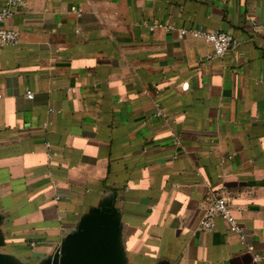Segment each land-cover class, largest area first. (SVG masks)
Returning <instances> with one entry per match:
<instances>
[{
    "label": "crops",
    "instance_id": "1",
    "mask_svg": "<svg viewBox=\"0 0 264 264\" xmlns=\"http://www.w3.org/2000/svg\"><path fill=\"white\" fill-rule=\"evenodd\" d=\"M5 26L3 251L38 264L113 200L132 264H264V0H18ZM220 194L241 234L201 229Z\"/></svg>",
    "mask_w": 264,
    "mask_h": 264
},
{
    "label": "water",
    "instance_id": "2",
    "mask_svg": "<svg viewBox=\"0 0 264 264\" xmlns=\"http://www.w3.org/2000/svg\"><path fill=\"white\" fill-rule=\"evenodd\" d=\"M3 219L0 213V264H26L19 257L3 251L2 247L7 243L1 228ZM121 220L122 213L113 200L102 202L85 213L55 252L38 264H132L123 244Z\"/></svg>",
    "mask_w": 264,
    "mask_h": 264
},
{
    "label": "built area",
    "instance_id": "3",
    "mask_svg": "<svg viewBox=\"0 0 264 264\" xmlns=\"http://www.w3.org/2000/svg\"><path fill=\"white\" fill-rule=\"evenodd\" d=\"M17 4L18 0H9L6 6L0 9V47L19 43V32L5 26L6 21L13 14ZM156 26H162V24L158 23ZM189 32L213 44L215 51L211 56H223L236 43L234 36L224 30L192 28ZM186 33V29L180 30L181 35ZM28 97L32 98L33 93L28 92ZM207 199V208L200 223L201 229L204 231H212L215 228L216 219L220 217L225 220L229 231L241 234L242 227L232 213L230 204L231 197L229 194H220ZM249 249H253V247L249 246Z\"/></svg>",
    "mask_w": 264,
    "mask_h": 264
}]
</instances>
